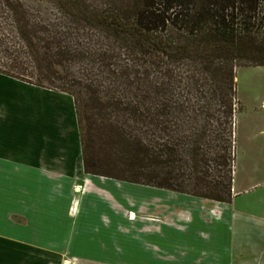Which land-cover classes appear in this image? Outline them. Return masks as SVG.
I'll return each mask as SVG.
<instances>
[{"label":"trees","instance_id":"trees-1","mask_svg":"<svg viewBox=\"0 0 264 264\" xmlns=\"http://www.w3.org/2000/svg\"><path fill=\"white\" fill-rule=\"evenodd\" d=\"M246 67L264 0H0V75L72 98L87 175L229 203Z\"/></svg>","mask_w":264,"mask_h":264},{"label":"crops","instance_id":"crops-1","mask_svg":"<svg viewBox=\"0 0 264 264\" xmlns=\"http://www.w3.org/2000/svg\"><path fill=\"white\" fill-rule=\"evenodd\" d=\"M263 169L229 203L87 175L72 98L0 75V264H264Z\"/></svg>","mask_w":264,"mask_h":264},{"label":"rangeland","instance_id":"rangeland-1","mask_svg":"<svg viewBox=\"0 0 264 264\" xmlns=\"http://www.w3.org/2000/svg\"><path fill=\"white\" fill-rule=\"evenodd\" d=\"M235 83L239 110L235 115L234 167L240 180L251 166L264 160V140L245 136L246 129L264 128V67L237 69Z\"/></svg>","mask_w":264,"mask_h":264}]
</instances>
